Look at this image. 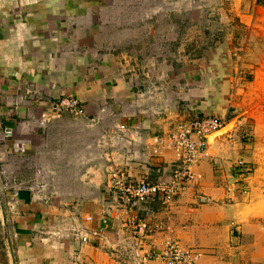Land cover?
<instances>
[{"label":"crops","instance_id":"1","mask_svg":"<svg viewBox=\"0 0 264 264\" xmlns=\"http://www.w3.org/2000/svg\"><path fill=\"white\" fill-rule=\"evenodd\" d=\"M116 4L0 0V123L13 131L23 126L22 138L10 139L0 153L7 160L22 155L26 177L21 182L29 187L15 200L18 186L10 178L8 199L20 213L7 219L11 249L0 264H141L144 253L136 255L140 251L132 239L137 221L155 231L150 237L156 246L169 237L198 250L203 254L198 264H256V254L264 262V45L254 54L245 50L240 65V39L227 41L190 63L167 60L152 67L145 81L142 62L133 68L106 43ZM235 14L241 28L257 32L254 17L239 8ZM30 91L55 100L74 96L86 114L52 116L41 127L47 105L14 108ZM203 117L231 126L209 139V154L196 167L203 180L171 206L156 198L125 209L109 186L111 174L169 181L177 161L170 135L177 125ZM241 159L254 174L242 193L230 196L227 189L237 183ZM41 187L48 192L39 195ZM64 228H80L90 241L69 233L48 235Z\"/></svg>","mask_w":264,"mask_h":264},{"label":"rangeland","instance_id":"2","mask_svg":"<svg viewBox=\"0 0 264 264\" xmlns=\"http://www.w3.org/2000/svg\"><path fill=\"white\" fill-rule=\"evenodd\" d=\"M237 8L246 13L245 15L254 17L257 32L251 35L250 31L241 28L240 18L235 14ZM108 22L107 45L113 48L118 55L127 56V60L133 68H137V64L142 62L141 71L145 73L143 75L145 81L151 79L147 76L151 74L152 67L162 66L167 63V60L176 61L178 64L190 63L203 54L215 53L218 45L227 41L240 39L239 47L236 50L237 54L242 55L236 57L240 59V65L246 54L245 50H250V53L254 54L261 45H264V0H117V4L111 10ZM255 46L257 49L253 51ZM249 64L258 66V63ZM249 64L245 63L246 66ZM244 69L247 68L244 67ZM254 78L253 75L251 78L249 76V82H252ZM14 108L17 107L14 106ZM16 118L17 116H15ZM0 119L2 121V115ZM19 124L17 125L20 128L15 131L12 130V127L7 126L12 133V136H8L6 126H3L1 122V150L6 149L5 146L10 139L18 138L20 140L22 138L23 126H19ZM209 150L210 148H208V154ZM22 161L21 154L7 160V157L3 158L0 153V256L3 257V261L6 260L7 251L11 249V218L20 213L19 206L15 202L19 196L14 200V203L8 199V193H13L11 192L10 178L16 179L17 184L13 186L24 187L25 184H22L21 181L25 182L26 176L21 166ZM239 161L245 162L246 170L235 173L237 183H233L227 189L230 196L242 193L245 181L254 174V169L252 170V167L244 159ZM41 194L39 193V195ZM137 223L146 222H134V224ZM132 239L133 246L137 247L134 230ZM145 240L152 241L150 244L147 241L143 243V251H141L147 254L150 249L145 252V245L151 248L157 240L153 241L150 236ZM166 240L178 241L168 237L162 240L158 247H161ZM192 251L196 254L200 253L195 249ZM259 255L256 254L257 260L252 263L264 264Z\"/></svg>","mask_w":264,"mask_h":264},{"label":"built area","instance_id":"3","mask_svg":"<svg viewBox=\"0 0 264 264\" xmlns=\"http://www.w3.org/2000/svg\"><path fill=\"white\" fill-rule=\"evenodd\" d=\"M33 102L47 105V111L41 114L38 122L44 128L52 116H62L67 113L75 116L86 114L82 102L74 96H64L55 100L34 91H30L26 97H20L15 106L20 108L22 105ZM223 126V121L220 118L203 117L177 127L169 137L170 147L177 159L176 168L169 181L157 183L145 180L134 181L122 172H113L109 179V186L118 194L121 205L127 210L136 209L151 200L160 198L164 205L171 206L181 193L202 180V176L196 172V167L208 155V137L218 132ZM126 129L125 126L120 128L122 131H126ZM6 134L11 136V131L7 130ZM157 143L160 146H165L163 138H158ZM236 166L237 172L246 170L244 161H238ZM23 188L24 190L29 189L26 186H18L14 191L13 199L19 196ZM44 192L47 193L48 190L41 187L39 193ZM133 229L138 244L136 249L140 251L136 255H139L143 251L145 238L154 237L155 231L147 223L134 224ZM67 233L79 238L84 243L90 241L89 236H84L83 231L76 228L55 230L48 235L63 238ZM202 256L201 253L196 254L194 251L186 249L179 241L166 240L161 247L152 245L149 252L141 257L143 259L141 264H148L149 261L155 259L160 260L163 264H197Z\"/></svg>","mask_w":264,"mask_h":264},{"label":"water","instance_id":"4","mask_svg":"<svg viewBox=\"0 0 264 264\" xmlns=\"http://www.w3.org/2000/svg\"><path fill=\"white\" fill-rule=\"evenodd\" d=\"M231 126L228 127V128H224V129H221L220 131L212 134L211 136L208 137V148H210V144H209V139L210 138H217L219 136H223L225 135L229 130H230Z\"/></svg>","mask_w":264,"mask_h":264}]
</instances>
